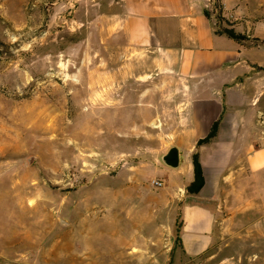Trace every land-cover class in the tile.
Instances as JSON below:
<instances>
[{
  "label": "rangeland",
  "instance_id": "obj_1",
  "mask_svg": "<svg viewBox=\"0 0 264 264\" xmlns=\"http://www.w3.org/2000/svg\"><path fill=\"white\" fill-rule=\"evenodd\" d=\"M92 5L0 0V264L186 261L171 174L147 170L159 167L156 134L178 114L179 92L98 30ZM213 8L216 26L231 30L234 18ZM229 200L194 263L264 264V183ZM127 239L137 250L121 249Z\"/></svg>",
  "mask_w": 264,
  "mask_h": 264
},
{
  "label": "crops",
  "instance_id": "obj_2",
  "mask_svg": "<svg viewBox=\"0 0 264 264\" xmlns=\"http://www.w3.org/2000/svg\"><path fill=\"white\" fill-rule=\"evenodd\" d=\"M91 1L92 24L145 56L154 74L179 92L178 114L167 132L156 134L158 152L170 144L178 148V171L147 170L171 174V190H165L179 203L180 256L186 260L174 264H195L208 251L218 222L226 221L222 214L233 207L229 197L253 180L264 183V0ZM215 2L234 18L231 30L244 40L216 26ZM215 123L213 138L199 145ZM196 154L204 185L189 195ZM118 243L122 250H137L128 239ZM60 246L65 250V242Z\"/></svg>",
  "mask_w": 264,
  "mask_h": 264
},
{
  "label": "trees",
  "instance_id": "obj_3",
  "mask_svg": "<svg viewBox=\"0 0 264 264\" xmlns=\"http://www.w3.org/2000/svg\"><path fill=\"white\" fill-rule=\"evenodd\" d=\"M223 32L234 40H244L245 39V37L242 35H236L233 32V30L226 29ZM216 129H217V123L213 125L209 136L206 139L199 141L198 144L201 145V144L209 142V140L213 138ZM193 168H194V181L186 188V192L189 195H197L204 185L202 166L199 162V158L197 154L193 156Z\"/></svg>",
  "mask_w": 264,
  "mask_h": 264
},
{
  "label": "water",
  "instance_id": "obj_4",
  "mask_svg": "<svg viewBox=\"0 0 264 264\" xmlns=\"http://www.w3.org/2000/svg\"><path fill=\"white\" fill-rule=\"evenodd\" d=\"M153 158L160 167L172 172L178 171L180 156L176 146L172 144L168 145L163 151L155 152Z\"/></svg>",
  "mask_w": 264,
  "mask_h": 264
},
{
  "label": "built area",
  "instance_id": "obj_5",
  "mask_svg": "<svg viewBox=\"0 0 264 264\" xmlns=\"http://www.w3.org/2000/svg\"><path fill=\"white\" fill-rule=\"evenodd\" d=\"M150 186L153 189H162L164 188V183L159 179H154L150 182Z\"/></svg>",
  "mask_w": 264,
  "mask_h": 264
},
{
  "label": "bare ground",
  "instance_id": "obj_6",
  "mask_svg": "<svg viewBox=\"0 0 264 264\" xmlns=\"http://www.w3.org/2000/svg\"><path fill=\"white\" fill-rule=\"evenodd\" d=\"M247 254V253H246ZM257 264V263H256Z\"/></svg>",
  "mask_w": 264,
  "mask_h": 264
}]
</instances>
